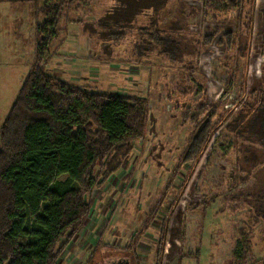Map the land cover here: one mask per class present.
Returning <instances> with one entry per match:
<instances>
[{
    "label": "rangeland",
    "instance_id": "1",
    "mask_svg": "<svg viewBox=\"0 0 264 264\" xmlns=\"http://www.w3.org/2000/svg\"><path fill=\"white\" fill-rule=\"evenodd\" d=\"M113 6L110 0L66 3L44 63L48 74L75 88L142 103L146 132L132 139V153L114 175L98 164L77 186L87 213L56 246V264H264V221L250 206L263 201L264 145L259 136L227 129L264 85V0H255L244 53L228 43V35L246 31L248 13L240 7L225 13L202 0H172L160 24L184 28L175 34L183 48L175 60L158 51L136 59V32L122 42L101 40L97 21ZM40 10L0 3V143L37 57ZM216 106L212 129L219 127L206 149L183 161L196 122Z\"/></svg>",
    "mask_w": 264,
    "mask_h": 264
},
{
    "label": "trees",
    "instance_id": "2",
    "mask_svg": "<svg viewBox=\"0 0 264 264\" xmlns=\"http://www.w3.org/2000/svg\"><path fill=\"white\" fill-rule=\"evenodd\" d=\"M110 1L114 6L97 21L101 40L122 42L136 32L132 53L139 60L154 51L175 60L183 51L175 34L184 28L173 22L165 30L160 24L172 0ZM202 1L212 11L228 13L240 7V13L249 14L243 17L245 33L227 34L228 43L238 52L248 50L255 0ZM4 2L33 3L43 19L37 25V57L1 129L0 264H56V246L78 230L87 213L77 186L90 178L92 166L108 164L109 176L119 171L132 153V139L144 136L148 117L142 103L75 88L48 74L44 53L57 35L63 7L75 0H0ZM215 35L209 34L205 44ZM217 116L216 106L196 122L183 161L201 157L219 127L212 129ZM233 120L229 132L246 134L251 140L259 136L264 145V85L251 93ZM61 176L67 180L59 181ZM250 206L264 221V194L260 207Z\"/></svg>",
    "mask_w": 264,
    "mask_h": 264
},
{
    "label": "flooded vegetation",
    "instance_id": "3",
    "mask_svg": "<svg viewBox=\"0 0 264 264\" xmlns=\"http://www.w3.org/2000/svg\"><path fill=\"white\" fill-rule=\"evenodd\" d=\"M123 264H129V260H127V259H123V262H122Z\"/></svg>",
    "mask_w": 264,
    "mask_h": 264
},
{
    "label": "crops",
    "instance_id": "4",
    "mask_svg": "<svg viewBox=\"0 0 264 264\" xmlns=\"http://www.w3.org/2000/svg\"><path fill=\"white\" fill-rule=\"evenodd\" d=\"M264 13V12H263Z\"/></svg>",
    "mask_w": 264,
    "mask_h": 264
}]
</instances>
